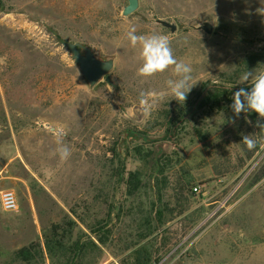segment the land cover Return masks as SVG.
I'll use <instances>...</instances> for the list:
<instances>
[{
    "label": "rangeland",
    "instance_id": "obj_1",
    "mask_svg": "<svg viewBox=\"0 0 264 264\" xmlns=\"http://www.w3.org/2000/svg\"><path fill=\"white\" fill-rule=\"evenodd\" d=\"M0 1V195L20 204L0 203V264H264V127L230 107L264 72V0ZM204 20L212 37L187 27ZM133 28L190 65L185 102L160 98L172 69L138 76ZM65 42L112 71L90 89Z\"/></svg>",
    "mask_w": 264,
    "mask_h": 264
},
{
    "label": "clouds",
    "instance_id": "obj_2",
    "mask_svg": "<svg viewBox=\"0 0 264 264\" xmlns=\"http://www.w3.org/2000/svg\"><path fill=\"white\" fill-rule=\"evenodd\" d=\"M133 28L127 33V38L133 48L137 45L141 48L142 66L138 69V76L142 78H151L157 74H163L169 69H172L175 79H168V92L161 93L160 98L170 93L173 99L178 102H185L188 93L192 89L190 65L183 61H178L174 56L171 47L170 39L167 35L152 34L149 36L137 35ZM251 81L250 90L240 88L232 96L233 103L231 108L235 117L239 118L241 113L255 112L258 114V126L264 127V72L257 74L255 71H248L241 76V84ZM154 94L141 93L140 105L147 111L149 107V98ZM154 106V105H153ZM50 132L57 138V143H60V138L65 134L63 128H51ZM249 150L256 146V142L250 136H244L242 141ZM62 156L68 155L66 147L58 149Z\"/></svg>",
    "mask_w": 264,
    "mask_h": 264
},
{
    "label": "water",
    "instance_id": "obj_3",
    "mask_svg": "<svg viewBox=\"0 0 264 264\" xmlns=\"http://www.w3.org/2000/svg\"><path fill=\"white\" fill-rule=\"evenodd\" d=\"M126 1L128 4L123 8V17L131 16L140 6V0ZM155 24L163 29L169 30L173 36L178 32V26L174 22L157 19L155 20ZM187 27L193 31L204 32L208 37H212L216 26L213 21L204 20L193 25L190 24ZM63 46L70 52L71 60L78 66L81 75L86 80L90 89L97 86V84L108 75L114 67V59L109 58L107 60H101L90 47L72 42H65L63 43Z\"/></svg>",
    "mask_w": 264,
    "mask_h": 264
},
{
    "label": "built area",
    "instance_id": "obj_4",
    "mask_svg": "<svg viewBox=\"0 0 264 264\" xmlns=\"http://www.w3.org/2000/svg\"><path fill=\"white\" fill-rule=\"evenodd\" d=\"M0 203L3 212L17 213L20 210L17 195L13 191L2 192L0 195Z\"/></svg>",
    "mask_w": 264,
    "mask_h": 264
},
{
    "label": "trees",
    "instance_id": "obj_5",
    "mask_svg": "<svg viewBox=\"0 0 264 264\" xmlns=\"http://www.w3.org/2000/svg\"><path fill=\"white\" fill-rule=\"evenodd\" d=\"M2 8H3V4H2V2L0 1V9H2ZM250 87H251V86H247V87H245V88L248 89V90H250ZM20 256H24L25 259H28L30 255H29V253H28L27 250H22V251L20 252Z\"/></svg>",
    "mask_w": 264,
    "mask_h": 264
}]
</instances>
